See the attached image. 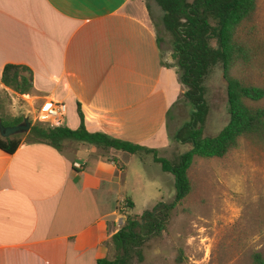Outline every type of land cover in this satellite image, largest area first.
Instances as JSON below:
<instances>
[{
    "label": "crops",
    "instance_id": "crops-1",
    "mask_svg": "<svg viewBox=\"0 0 264 264\" xmlns=\"http://www.w3.org/2000/svg\"><path fill=\"white\" fill-rule=\"evenodd\" d=\"M149 9L145 0H0V77L8 64L31 70L27 115L34 100L60 102L63 126L75 130L79 106L89 133L161 152L184 92ZM72 143L56 150L24 136L13 154L0 150V264L109 258L125 167L116 150Z\"/></svg>",
    "mask_w": 264,
    "mask_h": 264
},
{
    "label": "rangeland",
    "instance_id": "rangeland-1",
    "mask_svg": "<svg viewBox=\"0 0 264 264\" xmlns=\"http://www.w3.org/2000/svg\"><path fill=\"white\" fill-rule=\"evenodd\" d=\"M146 2L156 35L162 40V59L172 66V39L161 23L163 13L154 0ZM239 34L249 49V60L236 64L231 75L264 89V0H256L255 11ZM204 88L209 113L203 135L213 137L228 122L226 84L220 68L211 71ZM182 89L185 92V87ZM182 95L168 119L170 145L158 152L170 162L191 149L173 140L175 132L189 121L192 110ZM22 96L11 90L0 92V117L5 121L13 115H26L31 125L38 123L34 117L40 105L34 100L35 112L27 115L33 100ZM257 106L264 107V99ZM73 144L65 141L63 150H72ZM117 154V162L125 167L117 198L121 201L118 210L123 216L122 227L127 215L140 217L159 203L171 202L175 190L173 177L163 173L150 155ZM187 176L189 194L173 211L161 236L143 245V260L133 257L131 264H254L257 254L264 263V141L242 139L222 159L195 158ZM126 200L133 203V209L127 208ZM113 258L114 251L109 248V259Z\"/></svg>",
    "mask_w": 264,
    "mask_h": 264
},
{
    "label": "trees",
    "instance_id": "trees-1",
    "mask_svg": "<svg viewBox=\"0 0 264 264\" xmlns=\"http://www.w3.org/2000/svg\"><path fill=\"white\" fill-rule=\"evenodd\" d=\"M154 3L163 13L161 23L172 39L174 64L166 66L176 69L179 84L186 89L182 96L192 109L189 121L173 137L178 144L190 145L188 152L170 162L159 157L155 149L116 140L102 133H89L79 106L76 130L36 123L26 135L0 137V150L9 155L17 150L22 136L27 141L45 143L56 150H61L65 141H72L129 155H150L163 173L173 177L175 193L172 201L159 203L140 217L127 215L123 226L107 243L114 251V258L99 259L96 264H131L133 257L139 262L143 260V245L161 236L173 211L189 194L191 186L187 171L195 158L222 159L242 139L264 141V107L257 106L264 99V89L245 84L231 75L236 64L249 60V49L239 32L251 19L256 0H154ZM157 40L162 41L158 36ZM216 67L220 68L226 84L228 122L215 136L206 137L203 131L209 108L204 84ZM0 81L5 88L21 96L29 95L33 89L32 72L22 65H5ZM0 119L5 127L16 126L23 120L18 117L7 123ZM126 205L133 209L130 200H126ZM253 263L264 264L258 254L253 257Z\"/></svg>",
    "mask_w": 264,
    "mask_h": 264
},
{
    "label": "built area",
    "instance_id": "built-area-1",
    "mask_svg": "<svg viewBox=\"0 0 264 264\" xmlns=\"http://www.w3.org/2000/svg\"><path fill=\"white\" fill-rule=\"evenodd\" d=\"M66 114L63 103L48 101L35 113L34 121L51 128L62 127ZM75 167L80 168L78 165Z\"/></svg>",
    "mask_w": 264,
    "mask_h": 264
},
{
    "label": "water",
    "instance_id": "water-1",
    "mask_svg": "<svg viewBox=\"0 0 264 264\" xmlns=\"http://www.w3.org/2000/svg\"><path fill=\"white\" fill-rule=\"evenodd\" d=\"M31 128V124L27 118H23L22 122L13 127H5L0 119V137L3 139L10 138L15 135H21L28 133Z\"/></svg>",
    "mask_w": 264,
    "mask_h": 264
}]
</instances>
